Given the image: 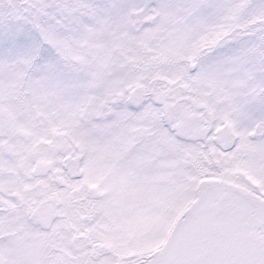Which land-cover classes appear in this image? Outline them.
<instances>
[{"label": "snow or ice", "instance_id": "snow-or-ice-1", "mask_svg": "<svg viewBox=\"0 0 264 264\" xmlns=\"http://www.w3.org/2000/svg\"><path fill=\"white\" fill-rule=\"evenodd\" d=\"M0 264H264V0H0Z\"/></svg>", "mask_w": 264, "mask_h": 264}]
</instances>
